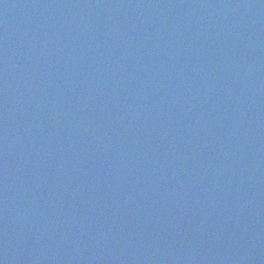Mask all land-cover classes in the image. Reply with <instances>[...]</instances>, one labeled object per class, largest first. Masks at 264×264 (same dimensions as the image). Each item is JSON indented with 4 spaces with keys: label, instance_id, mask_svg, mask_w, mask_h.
<instances>
[{
    "label": "water",
    "instance_id": "obj_1",
    "mask_svg": "<svg viewBox=\"0 0 264 264\" xmlns=\"http://www.w3.org/2000/svg\"><path fill=\"white\" fill-rule=\"evenodd\" d=\"M0 264H264V0H0Z\"/></svg>",
    "mask_w": 264,
    "mask_h": 264
}]
</instances>
